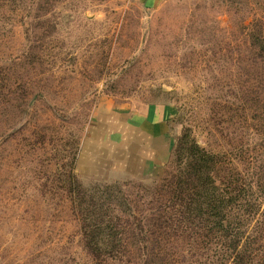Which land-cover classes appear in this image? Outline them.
<instances>
[{
  "label": "rangeland",
  "instance_id": "374dc122",
  "mask_svg": "<svg viewBox=\"0 0 264 264\" xmlns=\"http://www.w3.org/2000/svg\"><path fill=\"white\" fill-rule=\"evenodd\" d=\"M152 105L171 122L169 160L139 178L110 170L117 127ZM195 143L226 158L218 180L264 165V0H0V264H144L157 235L173 264H212L194 230H157ZM92 198L93 222L121 228L95 237L98 253L81 229Z\"/></svg>",
  "mask_w": 264,
  "mask_h": 264
},
{
  "label": "trees",
  "instance_id": "16d2710c",
  "mask_svg": "<svg viewBox=\"0 0 264 264\" xmlns=\"http://www.w3.org/2000/svg\"><path fill=\"white\" fill-rule=\"evenodd\" d=\"M183 142L181 139L175 150L178 158L186 155ZM189 150L184 168H179L180 173L168 181V199L165 200L169 205L159 207V234L167 235V228L174 225L182 232L192 229L198 233V237L201 236V249L217 255L212 264H251L252 243L257 241L255 229L252 232L251 220L260 213L264 201V165L249 179L234 173L218 180V170L226 162L222 153L208 152L196 143ZM93 198L92 208L84 207L80 210L84 219L81 229L85 245L98 253L102 246L95 237L105 233L117 234L121 228L110 222H93L97 218V211L101 212L100 208H96ZM261 216H264V211ZM258 232L257 238H260L261 231ZM104 245L110 251L126 248L124 241L107 240ZM149 248H153L151 254ZM165 253L157 235L145 253L144 264H173ZM94 256L101 263L107 259L99 254ZM112 258L122 260L121 256Z\"/></svg>",
  "mask_w": 264,
  "mask_h": 264
},
{
  "label": "crops",
  "instance_id": "0c3cea01",
  "mask_svg": "<svg viewBox=\"0 0 264 264\" xmlns=\"http://www.w3.org/2000/svg\"><path fill=\"white\" fill-rule=\"evenodd\" d=\"M125 118L126 124L117 127L115 141L109 144L110 170L144 177L170 158L173 146L171 122L166 107L158 105L149 106L142 113L126 114ZM118 160L121 161L120 166ZM104 162L96 155L88 171L96 175L97 171L105 168Z\"/></svg>",
  "mask_w": 264,
  "mask_h": 264
}]
</instances>
